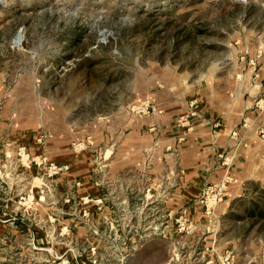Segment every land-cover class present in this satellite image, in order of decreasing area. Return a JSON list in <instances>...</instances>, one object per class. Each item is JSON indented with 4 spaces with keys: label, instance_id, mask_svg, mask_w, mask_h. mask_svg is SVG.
Segmentation results:
<instances>
[{
    "label": "rangeland",
    "instance_id": "374dc122",
    "mask_svg": "<svg viewBox=\"0 0 264 264\" xmlns=\"http://www.w3.org/2000/svg\"><path fill=\"white\" fill-rule=\"evenodd\" d=\"M203 92L257 127L210 213L173 209L155 138L125 153L138 116ZM29 132L88 152L104 211L27 166ZM0 264H264V0H0Z\"/></svg>",
    "mask_w": 264,
    "mask_h": 264
},
{
    "label": "crops",
    "instance_id": "0c3cea01",
    "mask_svg": "<svg viewBox=\"0 0 264 264\" xmlns=\"http://www.w3.org/2000/svg\"><path fill=\"white\" fill-rule=\"evenodd\" d=\"M210 97L213 96L203 92L196 95L189 103L184 101L183 107L179 109L175 108L173 99L169 102L156 103L155 111L138 116L141 121L130 124L138 134L143 128L150 126V129L149 132L145 131L144 135H141L144 137L135 138L134 144L130 141L125 146L128 150L125 153L130 156L141 152L147 146V136L155 138L156 153L158 156L163 155L162 165L169 169L168 173L171 177L169 190L172 191L170 201L173 209L190 206L192 202H196V198L207 184L220 180H226L230 190L225 194L230 199L236 193L233 188L237 187V180L243 179L248 173L245 167L251 155L248 142L256 141L257 129L256 127L254 130L252 124L245 121L244 116L250 111L242 113L239 109H224L211 102ZM190 112L194 114L191 115ZM179 113L188 115V118L173 122V116ZM242 120L244 124H241ZM40 135L31 132L27 135L15 133L12 140L32 143L37 153L43 152L47 158L57 162H67L69 168L55 177L59 191L64 194L71 188L69 184L79 181L80 185L73 188L76 191L75 195L80 198L91 195L95 203L94 209L104 206L102 208L104 211L106 206L100 204L107 199L104 190H112V188L101 186L99 180H90L89 171H93V167L88 152L71 149L61 139L45 138ZM39 137L41 139H38ZM157 167L162 166L157 164ZM123 190L141 191L147 190V187H130ZM143 195L142 198L145 199L147 194L144 192ZM100 213L97 216L98 223L101 222ZM160 226L167 228L170 224L163 225L161 222Z\"/></svg>",
    "mask_w": 264,
    "mask_h": 264
},
{
    "label": "built area",
    "instance_id": "2783aa9c",
    "mask_svg": "<svg viewBox=\"0 0 264 264\" xmlns=\"http://www.w3.org/2000/svg\"><path fill=\"white\" fill-rule=\"evenodd\" d=\"M145 106L147 107L148 103ZM190 114L193 115L194 113L190 112ZM187 118L188 115H183L176 120L183 121ZM40 137H42V135H40ZM40 137L38 139H41ZM16 149L22 151V153L25 151L26 156H29V147L27 144L18 145ZM32 165L35 171L37 170V172L42 173V176H47L50 178L61 174L69 168V164L67 162H57L48 159L47 156H45L42 152L35 154L33 157H31V159H29L27 166L30 167ZM226 184V180H220L219 182L210 183L205 186L202 192L203 194L201 202L207 213L212 212L215 204L223 198Z\"/></svg>",
    "mask_w": 264,
    "mask_h": 264
},
{
    "label": "bare ground",
    "instance_id": "6f19581e",
    "mask_svg": "<svg viewBox=\"0 0 264 264\" xmlns=\"http://www.w3.org/2000/svg\"><path fill=\"white\" fill-rule=\"evenodd\" d=\"M21 36H22V33H19L18 38H19L20 40L22 39ZM19 39H18V40H19Z\"/></svg>",
    "mask_w": 264,
    "mask_h": 264
}]
</instances>
